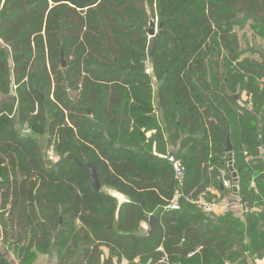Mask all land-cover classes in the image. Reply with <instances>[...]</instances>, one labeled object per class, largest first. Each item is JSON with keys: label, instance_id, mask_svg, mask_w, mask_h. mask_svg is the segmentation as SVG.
Segmentation results:
<instances>
[{"label": "trees", "instance_id": "trees-1", "mask_svg": "<svg viewBox=\"0 0 264 264\" xmlns=\"http://www.w3.org/2000/svg\"><path fill=\"white\" fill-rule=\"evenodd\" d=\"M239 15L264 39V0H0V239L21 264L38 255L56 264L262 258L264 55L242 58ZM154 143L181 161V187ZM50 149L72 158L54 167ZM75 160L94 168L100 191ZM224 179L249 210L239 207L242 219L233 210L216 221L192 204L215 203L205 192ZM176 191L181 210H167ZM150 216L155 232L144 239Z\"/></svg>", "mask_w": 264, "mask_h": 264}, {"label": "rangeland", "instance_id": "rangeland-1", "mask_svg": "<svg viewBox=\"0 0 264 264\" xmlns=\"http://www.w3.org/2000/svg\"><path fill=\"white\" fill-rule=\"evenodd\" d=\"M155 25V30H157V20L153 21ZM252 21L250 20H243L242 16H238L236 19V23L233 26V31L238 39V49L247 52L242 58L250 60H257L258 54L264 55V39L258 38L252 30ZM148 30V26L146 28ZM147 40L149 41L148 31L146 32ZM151 45L149 43L147 45V52L148 47ZM222 61V60H221ZM220 61V62H221ZM147 71L145 73L151 74L149 68H146ZM237 97V96H236ZM241 100H245L243 96H241ZM232 153V152H231ZM106 192V189H103ZM0 239V253L7 264H21V257H19V252L15 251L14 246L12 245V241L8 243H2ZM11 244V245H10ZM23 244H20L19 247H22ZM53 257L43 256L40 258H36L35 260L31 261L29 264H54Z\"/></svg>", "mask_w": 264, "mask_h": 264}, {"label": "crops", "instance_id": "crops-1", "mask_svg": "<svg viewBox=\"0 0 264 264\" xmlns=\"http://www.w3.org/2000/svg\"><path fill=\"white\" fill-rule=\"evenodd\" d=\"M152 105H153V113L158 117L159 116V111H158V108H157L158 106L156 104V100H153ZM153 134H154L153 130L145 132L146 139L148 140ZM152 154L154 156H157V157L162 156L161 154L156 152L155 143L153 144V147H152ZM215 190L212 187L209 186L205 193L213 195L216 198L215 204L219 207V208H217L214 211V214H213V215H215L214 217H216V221L219 220L220 218H222L223 217L222 215L226 211H233V210H235V211H233V212H235V214H233L232 217L242 219L245 214H236V212L238 213V211L240 209L239 206H238V201L235 199L236 195L235 194L233 195L232 193H231L232 195H229L230 193L227 192L224 189V187L221 186L220 184L218 186V190H216V191ZM106 192L117 200L118 206L120 204H122V203H127L128 202V200H127V198L125 196H123V195H121V194H119V193H117V192H115L113 190L106 189ZM220 192H224V195L221 196ZM141 228L145 232L148 233L149 222H147L145 224H142ZM101 251L103 253L102 254L103 258L108 256L109 251H108L107 248L102 247ZM157 251L160 252L162 250H161V248H158ZM195 251H198V249L195 250ZM43 256H45V255H38L37 258H40V257H43ZM53 261H54V264H56V258H54ZM115 264H128V262L126 260L122 259L119 263H115ZM224 264H231V263H224ZM232 264H237V262H234ZM244 264H264V255L262 256V258H258V257H256V255H254L252 257L250 255H245Z\"/></svg>", "mask_w": 264, "mask_h": 264}, {"label": "built area", "instance_id": "built-area-1", "mask_svg": "<svg viewBox=\"0 0 264 264\" xmlns=\"http://www.w3.org/2000/svg\"><path fill=\"white\" fill-rule=\"evenodd\" d=\"M148 68V67H147ZM147 71V70H146ZM22 133L27 135L29 134V129H28V125L24 124L22 127ZM246 154V153H245ZM48 158L50 160L56 161V159H54L53 157V151L52 149H50L48 151ZM161 158L165 159L171 166L173 172H174V177L178 183V186L181 187L183 185L184 182V177H185V169L181 163V161L177 158H175L172 154H167L166 156H160ZM221 176L224 177V173L221 172ZM229 186L228 182L224 179L223 180V187L227 188ZM251 189H253L256 192V188L254 186V184H251ZM184 200V196L181 192L176 191L173 196L171 197V199L168 201V204L166 205V209L170 210V211H180L181 207H182V201ZM238 204H239V200ZM193 205H195L197 208H199L200 210L206 212V213H214V211L219 208L215 203H211V202H207L204 199H202L201 197L196 199L195 201L192 202ZM239 207L241 209H243V211L246 213L248 212V208L240 205ZM197 251L190 253L188 255V257L193 256ZM157 264H168L167 262V257L166 255H162L159 260L157 261Z\"/></svg>", "mask_w": 264, "mask_h": 264}, {"label": "water", "instance_id": "water-1", "mask_svg": "<svg viewBox=\"0 0 264 264\" xmlns=\"http://www.w3.org/2000/svg\"><path fill=\"white\" fill-rule=\"evenodd\" d=\"M148 36H149V39H150V42L153 41L154 39V36L156 34V30H155V25H154V22L153 20H149V23H148ZM152 50V46L149 45L148 47V52H151ZM60 62H61V67L62 68H65V63H64V59H63V56H61L60 58ZM225 152L229 155V158L231 160V152H232V147H231V144H230V141H229V137H227V140H226V148H225ZM70 158H72L71 155H66L64 156L63 158H60V159H57L55 162H54V167H57L59 166L60 164H63L65 163L67 160H69ZM76 164L85 169L87 171V174H88V178H89V181H90V184H91V187L96 190V191H100L101 190V186L99 185L98 183V179H97V173L96 171L94 170L93 167H91L89 164H86V165H82L80 164L78 161H76ZM229 166H231V161H229ZM148 222H149V230H148V233L146 236H143L144 239H151L154 235V232H155V223H156V218L153 217V216H150L148 218Z\"/></svg>", "mask_w": 264, "mask_h": 264}]
</instances>
